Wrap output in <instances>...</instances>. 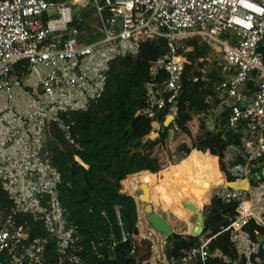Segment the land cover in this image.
Returning <instances> with one entry per match:
<instances>
[{
	"label": "built area",
	"instance_id": "1",
	"mask_svg": "<svg viewBox=\"0 0 264 264\" xmlns=\"http://www.w3.org/2000/svg\"><path fill=\"white\" fill-rule=\"evenodd\" d=\"M88 7L100 22L101 36L91 42L77 26ZM194 36L219 56L227 126L243 135L240 147L227 149L233 152L228 172L233 181L257 180L248 191L219 187L213 194L238 202L227 228L230 242L245 264L261 263L259 238L253 241L244 228L250 220L264 227V58L257 52L264 46V0H0V182L10 201V208L0 205V264H47L50 244L52 264H84L58 201L61 178L50 158V127L67 133L61 116L86 110L101 97L118 58L164 39L167 54L152 63L150 75L154 79L162 70L167 79L146 85L147 115L150 135L157 136L159 116L164 122L174 117L172 140L181 62L190 50L185 40ZM24 216L41 222L48 238H32ZM213 257L221 254L211 253L200 236L179 264H206Z\"/></svg>",
	"mask_w": 264,
	"mask_h": 264
},
{
	"label": "trees",
	"instance_id": "2",
	"mask_svg": "<svg viewBox=\"0 0 264 264\" xmlns=\"http://www.w3.org/2000/svg\"><path fill=\"white\" fill-rule=\"evenodd\" d=\"M82 11L85 12L84 20L93 13L90 7ZM84 20L77 26L89 33L92 29ZM185 46L190 50L181 62L183 76L176 104L174 136L178 133L179 139L187 136L191 147L183 141L176 147V151L187 155L177 164L161 169L159 159L152 154L169 139L171 126H163V114L159 116L162 122L158 137L147 139L153 127L147 115L146 85L149 82L162 85L167 79L162 70L154 79L150 75L152 63L167 54L164 39L144 42L137 55L118 58L107 73L101 97L91 102L86 110L61 116L67 133L56 124L50 127V158L61 178L58 201L65 210L68 224L75 229L76 254L84 264H121V257L127 264H149L152 244L141 237L136 202L133 196L121 192V184L123 181L138 184L140 178L147 176V182L155 186L160 172L188 160L193 149L208 153L214 170V175H209L202 187L209 205L205 208L201 236L208 240L209 251L218 252L221 257L210 258L206 264H245V259L232 247L227 230L236 216L238 202H226L210 194L215 183L234 180L224 158L230 146H241V136L227 126L229 111L226 109L219 115L214 131L202 130L191 139L192 113L205 114L211 104H219L223 76L217 62L216 71L203 76L202 69L209 54L214 52L199 36L185 40ZM200 128L205 129V124ZM0 205L10 208L1 182ZM24 218L33 230L32 238H48L41 222H34L29 216ZM244 230L253 241L264 238V227L254 220H250ZM197 240L193 236L184 238L176 234L173 241L168 238L171 264H179L183 253L194 247ZM257 257L262 259V253ZM44 260L47 264L55 262L54 244L47 246Z\"/></svg>",
	"mask_w": 264,
	"mask_h": 264
},
{
	"label": "rangeland",
	"instance_id": "3",
	"mask_svg": "<svg viewBox=\"0 0 264 264\" xmlns=\"http://www.w3.org/2000/svg\"><path fill=\"white\" fill-rule=\"evenodd\" d=\"M81 15H83V17L85 16V12L81 11ZM87 25L89 27H93L94 25L98 26V20L94 17H90L88 19V23ZM217 59H219L218 54H209L208 56V61L205 65V67L202 69V74L203 76H207L211 71H216V62ZM215 92H217V89H215ZM209 102L211 101L210 99L208 100ZM227 104H219L214 106L213 104L210 105L208 111L205 114H193L192 113V123L191 125H189V129L191 131V139H193L194 137L198 136V134H200V132H202V130H210V128H212V123H209L211 121H214L215 119L218 118V115L224 111L226 109ZM205 124V129H201L200 126L202 124ZM150 137L153 138V135H150ZM179 133L176 134V136H174L173 140L168 139L166 141V144L163 147H157L152 151V154L154 156H156L159 161H160V165H161V169H163L164 167H168L169 165H175L177 164L179 161H181V159H183L185 157L184 154L176 151V147L181 144V142H185V144L190 148L191 147V143L190 140L187 136H184L179 139ZM233 155V152L231 150L227 151L226 153V164H228V162H230L229 158ZM190 172H192L196 178H198L197 181H193L194 183H192V185L189 184V188H190V193H187L188 196H192V194H195L196 192H198L200 195H202L203 190L201 189L200 183L201 182H205V180L208 178L209 175H214V170L211 164V160L208 157V155L206 157H202V155H193L191 156V160H190ZM182 168H180L181 172ZM197 182V183H196ZM122 193L125 194H129L131 196H133L136 200V205L137 208L139 209V213L140 214V219H141V225L139 226L140 229L138 228L140 235L142 238L149 240L152 244L151 247V257H150V261L149 264H170V261L168 259V247H169V241L168 238H165L164 236H162L160 233H158L156 230L153 229L148 215H146V213L144 212V206L145 204H143L140 200H139V195L141 194V189L137 190L135 193L131 194L129 193L126 189H125V185L124 183L121 184ZM214 189L211 190V195H213ZM178 194H182L183 195V191L182 189L180 191H176V195ZM210 195V196H211ZM204 196V193H203ZM205 197V196H204ZM193 199H196V197H193ZM192 199V200H193ZM191 202V201H190ZM193 203V202H192ZM140 204V205H139ZM154 211L160 215L165 221H167V223L173 228V232L176 235H181L184 238H187L190 235H187V233H185V229L186 226L185 224L178 220L175 219L174 216L172 215V213L164 206V203L162 201L159 200H154L153 203H151ZM208 206V204L202 206V208H199L200 211L203 212V214H205V208ZM183 210V209H181ZM184 211V210H183ZM185 212V211H184ZM187 213V212H185ZM188 215H190L189 213H187ZM191 221L190 223L193 222L194 217L191 215ZM195 221V220H194Z\"/></svg>",
	"mask_w": 264,
	"mask_h": 264
},
{
	"label": "crops",
	"instance_id": "4",
	"mask_svg": "<svg viewBox=\"0 0 264 264\" xmlns=\"http://www.w3.org/2000/svg\"><path fill=\"white\" fill-rule=\"evenodd\" d=\"M82 16L83 15H81V18H82V21H83L84 19H83ZM90 17H94V18H96L98 20V18L96 17V15L94 13V10H93V13H92V15ZM89 18H87L86 20H84V22L88 23V19ZM99 28H100V22L98 20V26L97 25L96 26L94 25L93 27H91L92 30L89 33L87 31H82L81 30L82 33H83V36H84L83 37V40L86 41V42H91L93 40H96V39L100 38L101 35L99 33ZM90 37H94V39L93 40H90L89 39ZM219 100H220V104H222V105L226 104V101H224L223 98L219 97ZM224 111H222L221 113H223ZM219 115H218V117H219ZM217 119H215L214 121L209 122V123H212L213 122L212 126L214 128H216ZM235 133H239L240 136H241V138L243 137L242 133H240V132H235ZM157 137H158L157 134L153 135V138L150 137V135H149L147 137V139H149V140H155ZM195 154L196 155H199V156L202 155V157H206L208 155V153H203V152H200V151H197V150H194L193 149L190 152V154L188 155V160H185L184 162H182L178 166L169 167V168H167V169H165V170H163L162 172L159 173L158 178H157V183L153 187V189L151 191V194H150V202L153 203V201L155 199L158 200V202H159V200L162 201L164 203V206L172 213V215L174 216V218L182 221L185 224V226H186L185 233H187V235H190V236L192 235V228L194 226V220H195V218H194L193 222L190 223V221L192 219L191 218V215H188L183 210H181L182 208H181V206L179 204V199H178V196L180 194L176 195V191H180L182 189V191H183V197L186 198L187 200L193 202V204H195L198 209L199 208H202V206H204L206 204L209 205V200L206 197H204L205 195L203 196V193L204 192H202V195H200L198 192H196L195 194H192L191 193V195H192L191 197L188 196V194H187V193H190L189 184L192 185V183H194L193 181H197L198 180V178H196L195 175L192 172H190V170H189L190 169L189 166H190L191 156H193ZM186 156L187 155H185V157ZM208 157H209V155H208ZM225 160H226V154H225L224 161ZM180 168H182L181 172H179L180 171ZM188 172H190V173L193 174V177H194V180L193 181H188L187 179L184 178V174L185 173H188ZM145 182L148 183L143 178H140L138 184H133V183H130V182H127V181H123L122 183H124L125 189L129 193L133 194L137 190H139V184L140 183H145ZM202 183L204 184V182H201L200 183L201 189L203 187L201 185ZM210 193H211V191H210ZM193 197H196V199H193ZM134 200H135V198H134ZM135 202H136V200H135ZM137 212L139 213V209L138 208H137ZM139 215L140 214H138V220H139V222H138V228L140 229L139 226L141 225V219H140V216ZM169 261H170V259H169ZM170 264H171V262H170Z\"/></svg>",
	"mask_w": 264,
	"mask_h": 264
},
{
	"label": "water",
	"instance_id": "5",
	"mask_svg": "<svg viewBox=\"0 0 264 264\" xmlns=\"http://www.w3.org/2000/svg\"><path fill=\"white\" fill-rule=\"evenodd\" d=\"M258 53H261L264 58V46L257 49ZM174 120V117H169L165 120L164 126L168 127L169 124ZM257 180L253 179L249 182L246 179H242L240 181H231V182H217L216 185H213L212 189L215 188H223L227 191H248L249 186L253 185ZM141 194L139 195V200L145 204L144 212L148 215L149 221L154 230L160 233L165 238H170L172 241L174 240V232L173 228L163 219L161 218L155 211L149 199V187L146 184H141L140 186ZM183 207L190 211H196V207L189 202H183ZM194 227L192 229V235L194 238H198L202 235L204 226H205V216L202 211L198 212L195 216ZM260 241V252L262 253V261L260 264H264V238L259 237ZM197 242V241H196ZM121 264H127L126 260L121 257Z\"/></svg>",
	"mask_w": 264,
	"mask_h": 264
},
{
	"label": "bare ground",
	"instance_id": "6",
	"mask_svg": "<svg viewBox=\"0 0 264 264\" xmlns=\"http://www.w3.org/2000/svg\"><path fill=\"white\" fill-rule=\"evenodd\" d=\"M142 178H143L145 181H148V177H147V176L142 177ZM184 178L187 179L188 181H193V180H194L193 174L190 173V172L185 173V174H184ZM141 184H146V185L149 187V199H150V194H151V191H152V189H153V187H154V183H153V182L140 183V184H139V189H140ZM201 185L204 186L203 183H202ZM178 199H179V204H180L181 208H182L185 212H187V213H189L190 215L194 216V218H195L196 214H197L198 212H200V210L197 208V206H196L195 204H193L192 202H190L189 200H187L186 198H184L183 195L180 194V195L178 196ZM183 202H189V203H191L192 205H194V206L196 207V211H190V210H187L185 207H183V205H182ZM146 215H147V214H146ZM194 222H195V221H194ZM194 224H195V223H194ZM193 227H194V226H193ZM192 229H193V228H192Z\"/></svg>",
	"mask_w": 264,
	"mask_h": 264
}]
</instances>
